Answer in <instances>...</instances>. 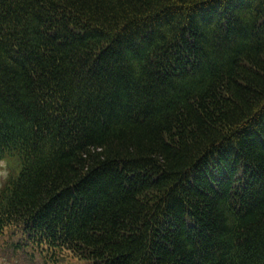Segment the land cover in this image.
<instances>
[{"label":"trees","instance_id":"trees-1","mask_svg":"<svg viewBox=\"0 0 264 264\" xmlns=\"http://www.w3.org/2000/svg\"><path fill=\"white\" fill-rule=\"evenodd\" d=\"M0 161L17 264H264V0H0Z\"/></svg>","mask_w":264,"mask_h":264},{"label":"rangeland","instance_id":"rangeland-1","mask_svg":"<svg viewBox=\"0 0 264 264\" xmlns=\"http://www.w3.org/2000/svg\"><path fill=\"white\" fill-rule=\"evenodd\" d=\"M14 166V163L8 165V161H2L0 162V187L2 186V182L6 180L8 175L10 174V169ZM7 240L11 242L8 238ZM35 258L38 259V262H41L40 255L38 253L35 254ZM40 259V260H39ZM0 264H17L14 262L13 259L9 260L7 255L0 254ZM59 264H85L83 262H77L74 259L71 258H65L63 261H61Z\"/></svg>","mask_w":264,"mask_h":264}]
</instances>
